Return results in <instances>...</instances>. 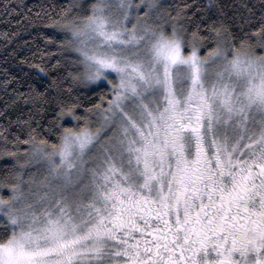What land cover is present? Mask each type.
<instances>
[{
	"label": "snow or ice",
	"instance_id": "6c2138e0",
	"mask_svg": "<svg viewBox=\"0 0 264 264\" xmlns=\"http://www.w3.org/2000/svg\"><path fill=\"white\" fill-rule=\"evenodd\" d=\"M232 7L0 0L45 80L0 79V264H264V0Z\"/></svg>",
	"mask_w": 264,
	"mask_h": 264
},
{
	"label": "trees",
	"instance_id": "16d2710c",
	"mask_svg": "<svg viewBox=\"0 0 264 264\" xmlns=\"http://www.w3.org/2000/svg\"><path fill=\"white\" fill-rule=\"evenodd\" d=\"M23 2L29 4L31 6L32 4L36 3L37 0H23ZM40 2H45V0H40ZM222 5L226 6V11L229 12V18H231V13L233 11V5H237L240 3H250V4H256L258 6L259 0H220ZM240 22V16L236 15L234 23ZM14 24H8L5 25L3 20L0 19V31H6L10 28H14ZM25 39L31 40V36H29L27 33H22ZM33 35H35V31L33 30ZM13 47H20L19 44H13L9 43L7 45V51L5 50V42L3 39H0V79H3V69L7 68L8 71L15 77H17V81L19 84L26 85L27 83H33L36 85V87H41L45 83V80L40 79L36 72L37 70L30 67L28 64H23L17 61L13 55L11 54V49ZM17 81H14L13 84L16 86ZM5 99L2 93H0V103Z\"/></svg>",
	"mask_w": 264,
	"mask_h": 264
}]
</instances>
